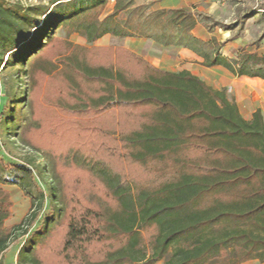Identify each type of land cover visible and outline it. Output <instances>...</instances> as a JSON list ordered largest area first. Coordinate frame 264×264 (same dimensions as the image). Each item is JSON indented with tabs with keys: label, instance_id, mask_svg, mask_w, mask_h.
I'll list each match as a JSON object with an SVG mask.
<instances>
[{
	"label": "trees",
	"instance_id": "trees-1",
	"mask_svg": "<svg viewBox=\"0 0 264 264\" xmlns=\"http://www.w3.org/2000/svg\"><path fill=\"white\" fill-rule=\"evenodd\" d=\"M107 3L53 0L54 8L32 27L34 6L0 0V73L12 62L25 65L29 55H43L53 43L50 34L66 20L103 10ZM30 28L41 33L23 48L30 41ZM102 35L98 29L90 39ZM181 47L202 54L209 67L224 65L238 76L264 78L249 66L252 56L228 60L217 55L211 60L195 47ZM137 59L143 68L140 77L124 68L104 66L89 68L96 73L92 77L85 74L108 87L105 96L93 99L99 103L101 119L90 130L93 138L86 149L106 178L107 198L115 204L109 218H101L73 197L67 219L55 227L54 239L39 246L54 221L50 213L29 232L39 218L45 193L40 188L39 209L33 200L29 214L8 231L5 220L12 202L0 191V254L20 232L27 239L19 248L17 264H158L171 246L180 243L183 246L164 264H207L227 258L231 247L239 264L264 263L262 112L245 119L224 91L191 72L170 73ZM152 162L165 170L145 184L126 170ZM113 164L120 171H113ZM0 165L7 166L1 161ZM15 167L32 175L24 166Z\"/></svg>",
	"mask_w": 264,
	"mask_h": 264
},
{
	"label": "rangeland",
	"instance_id": "rangeland-1",
	"mask_svg": "<svg viewBox=\"0 0 264 264\" xmlns=\"http://www.w3.org/2000/svg\"><path fill=\"white\" fill-rule=\"evenodd\" d=\"M8 1L34 6L32 27L54 8L53 0ZM263 6L264 0H108L103 10L66 20L54 30L50 34L53 43L43 55H29L25 65L12 62L0 73V161L7 164L0 165V179L8 180L0 183V191L8 194L11 208L21 205L18 198H22L31 205L35 200L39 209L40 188L45 193L39 218L29 232L50 213L54 221L39 246L54 239L55 227L67 219L73 197L103 219L115 208L107 198L106 178L86 149L93 138L90 130L101 119L99 103L93 99L108 91L103 82L86 76L96 75L89 68H124L140 77V58L156 69L179 73L186 67L181 46L189 45L204 53L213 50L240 59L252 56L249 66L264 75ZM97 28L103 35L92 41ZM35 29L30 28V41L23 48L37 41L41 29L34 34ZM218 91L227 95L225 89ZM15 166L28 168L32 175ZM112 169L120 171L114 164ZM126 170L145 184L154 181L157 172L162 174L165 166L152 162L147 167L130 165ZM17 225L6 228L10 231ZM26 239L27 235L16 233L15 253ZM179 246L183 244L171 246L158 264H164ZM146 252L152 254L150 248ZM229 252L234 256L233 247Z\"/></svg>",
	"mask_w": 264,
	"mask_h": 264
},
{
	"label": "crops",
	"instance_id": "crops-1",
	"mask_svg": "<svg viewBox=\"0 0 264 264\" xmlns=\"http://www.w3.org/2000/svg\"><path fill=\"white\" fill-rule=\"evenodd\" d=\"M228 45V44H227ZM180 54L184 57L181 59L182 63L186 64L185 71L195 73L200 79L215 87L217 90L225 89L228 97L233 100L241 115L245 119H251L253 114L261 111L264 116V78L238 76L236 72L225 67L224 65L207 66L205 65V58L202 54L194 52L192 49L181 47ZM212 60L217 55L222 56L228 60L233 57L227 56L224 53H217L210 51L206 53ZM21 205L14 204L11 208V215L5 220V227L17 225L29 214L32 205L30 202H25L22 198H18ZM14 246L10 245L7 250L0 254V261L4 264H17L18 252L13 250ZM223 264H239L233 256L229 255L224 258ZM212 263V262H210ZM208 264V263H207ZM243 264H264L258 260H252Z\"/></svg>",
	"mask_w": 264,
	"mask_h": 264
},
{
	"label": "built area",
	"instance_id": "built-area-1",
	"mask_svg": "<svg viewBox=\"0 0 264 264\" xmlns=\"http://www.w3.org/2000/svg\"><path fill=\"white\" fill-rule=\"evenodd\" d=\"M253 1H255V2L259 3V2H260V1H262V0H253Z\"/></svg>",
	"mask_w": 264,
	"mask_h": 264
}]
</instances>
